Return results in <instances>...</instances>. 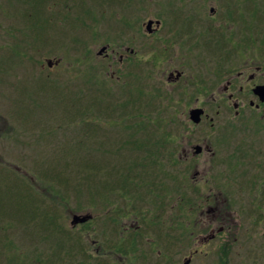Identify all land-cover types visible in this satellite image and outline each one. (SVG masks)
<instances>
[{
	"label": "rangeland",
	"instance_id": "rangeland-1",
	"mask_svg": "<svg viewBox=\"0 0 264 264\" xmlns=\"http://www.w3.org/2000/svg\"><path fill=\"white\" fill-rule=\"evenodd\" d=\"M28 1L31 2L0 0V264L37 261L68 264L76 243H82L85 250L82 257L90 264H167V245L174 240V246L180 248V231L171 230L165 223L169 210L167 193L152 198L150 186L158 185V180L164 184L162 173L180 171L179 167L166 166L165 158L184 131V109L174 103L181 94L167 87L158 97L152 93L142 98L139 104L143 107L145 104L144 108L137 105L139 110L131 106L123 109L121 103L126 102V96L121 90L129 87L130 97H136L133 76L125 79L126 84L117 81L120 71L117 55L109 69L110 60L104 61L96 54L107 47L109 53L117 54L122 44L132 47L133 37L129 33L139 32L149 19L169 18L170 0H76L77 5L73 0H60L59 4L54 0H40L44 9L40 16L49 17L50 8L55 11L49 19L57 17L56 22L48 23L36 17L37 10L30 9ZM184 2L192 3L191 0ZM243 2L249 5L240 8L244 16L238 10ZM232 8L238 28L250 29L252 38L250 44L244 36L237 37V44L244 37L251 45L248 54L237 52V66H240L253 54L264 57V0H237L235 7L231 3ZM208 10L207 7L202 10L203 17L209 16ZM251 11L255 12L253 16L248 15ZM221 14L218 11L216 18L222 17ZM223 15L230 19L228 10ZM71 16L76 20L81 18L82 25H73L74 20L65 23L64 19ZM31 24L38 27L34 33L29 28ZM76 40L79 43L75 44ZM83 52L87 61L82 57ZM47 62L58 65L48 69ZM88 66L93 67L89 71L94 72L97 83L86 87L100 93H104V87L109 89L110 102L118 109L105 115L89 108L92 120L82 123L74 120L72 109V113H66L60 106L66 109L76 103L74 108L83 110L89 98L93 102L94 97L82 93ZM73 70L80 74H70ZM188 70V73L195 72L192 68ZM112 72L115 77L111 80ZM143 84L148 85L147 79L141 78V88ZM104 100L94 102L96 108H106ZM59 116L63 118L58 119ZM142 122L144 130L138 128ZM263 122L239 132L243 135L244 149L264 148ZM132 131L139 135L137 138V134L133 135L131 143H126ZM259 142H262L260 146ZM143 150L146 155L138 153ZM250 150L245 153L250 155ZM148 154L150 158L146 159ZM74 156L77 164L82 158L86 162L75 165ZM140 159L144 160L143 165H138ZM114 164L119 168L118 176L112 174ZM143 166L147 171H143V179H138L141 183L137 182L134 192L122 193L124 198L109 194L107 201H103L97 193L75 191L76 187L85 189L86 178V187L90 188L115 182L117 185L113 188L120 194L125 189L118 188L120 175L126 174L123 172L129 168H136L138 173L141 170L137 169ZM45 170L52 178H41ZM135 177L141 178L136 174ZM62 190L66 196L60 200ZM28 199H39L42 205L31 207L26 202ZM74 215H90L92 220L73 227L70 221ZM237 238L238 246H232L233 250L225 254L221 251L219 258L204 257L203 264H262V249L242 246L247 242L240 235ZM179 248L176 253L182 258ZM77 254L76 249L72 264L82 261ZM87 256H93L91 261Z\"/></svg>",
	"mask_w": 264,
	"mask_h": 264
},
{
	"label": "flooded vegetation",
	"instance_id": "flooded-vegetation-1",
	"mask_svg": "<svg viewBox=\"0 0 264 264\" xmlns=\"http://www.w3.org/2000/svg\"><path fill=\"white\" fill-rule=\"evenodd\" d=\"M236 1L170 0L169 18L157 16L145 21L139 32L129 33L132 47L122 44L121 53H109L107 47L96 54L110 60L109 69L117 55L116 79L126 84L132 75L136 95L158 97L167 87L181 94L174 103L184 109V131L165 158L166 166L180 171L160 175L165 177L169 207L165 223L180 231L182 243L180 248L174 240L168 243L167 264H203L204 257L219 258L238 246V235L247 242L242 246L262 249L264 264V148L244 149L239 133L264 121V102L255 93L264 86V57L253 54L237 66V52L248 54L252 38L250 29L238 28L235 10L230 9ZM247 6L240 3L238 10ZM206 7L207 18L201 14ZM226 10L230 19L223 15ZM238 35L250 44L244 37L237 44ZM56 63L47 64L48 69ZM190 68L195 72L188 73ZM109 77L112 80L115 72ZM141 78L148 82L143 88ZM194 110L202 111L198 123L191 120Z\"/></svg>",
	"mask_w": 264,
	"mask_h": 264
},
{
	"label": "trees",
	"instance_id": "trees-1",
	"mask_svg": "<svg viewBox=\"0 0 264 264\" xmlns=\"http://www.w3.org/2000/svg\"><path fill=\"white\" fill-rule=\"evenodd\" d=\"M48 1H50V0H48ZM75 3H76V5L78 4V2H76V0H73ZM54 2H55V4L56 3H60V0H54ZM28 3H29V1H28ZM50 5H51V7H52V5H53V2H50ZM29 8L30 9H32V10H37L36 11V17L38 16V19H40L41 18V20H43V22L44 23H48V22H50V21H54V22H56V18L57 17H54V18H51V19H49V17H50V15L52 14V13H54L55 11H53L54 9H52V8H50V10H48L47 11V13L49 14V17H44V16H40V13L42 14V13H44V9L40 6V0H37V1H35V0H31V2L29 3ZM53 11V12H52ZM260 11V10H259ZM263 12V11H262ZM251 14H252V16L255 14V12L253 13V11H251ZM263 14V13H262ZM36 17H35V19H36ZM34 19V20H35ZM37 19V20H38ZM264 19V18H263ZM65 20V23H67V24H69L70 22H73V20L75 21L74 23H73V25H75V24H77V25H82V23L80 22L82 19L81 18H78L77 20L76 19H74V16H71V17H69V18H65L64 19ZM76 25V26H77ZM40 26H41V24H40ZM28 27V26H27ZM35 27L36 28H38L35 24L34 25H30L29 26V28H30V30H31V32L32 33H34L33 31L35 30ZM31 28H33V30L31 29ZM78 39V38H77ZM79 40V39H78ZM78 40H76L75 41V44L76 43H79V41ZM82 54V53H81ZM83 55L84 56H82L83 57V59H84V61H87L88 60V57L85 55V53L83 52ZM93 59H91L90 60V62L92 61ZM89 62V61H88ZM90 67L92 68V70H93V67L92 66H88V68H86V71L88 72V74H87V77H83V79H84V81L86 82V85H84L83 83V85L85 86V89H84V92H83V90H82V93L84 94V95H87V96H90V97H94V99L92 100L93 102L92 103H90L91 101V99L92 98H89V100H88V106H86V109L84 108L83 110H78V109H76V108H74L75 107V104L74 105H68L67 107H65L66 109H62V107L60 106V108H61V110H63V112H66V113H72L73 112V114H74V120H76V119H78V121L79 122H82V123H89V121L90 120H92V119H90L89 118V116H90V112H89V108H92L97 114H101V113H105V115H111V114H113V112L115 111V110H117L118 108L117 107H115V104L114 105H112V103L113 102H110L111 100H112V96H111V93L109 92V89H107L106 87H104V93H100L99 91H96V90H94L93 88H91V87H86L87 85L89 86L92 82H94V83H97L96 81H95V79L93 78V74H94V72H90L89 71V69H90ZM77 69V67H75L74 68V70H76ZM70 71L69 73L70 74H74L75 72H77V71ZM75 74H80V73H75ZM82 79V80H83ZM83 81V82H84ZM81 84V85H82ZM80 91H81V89H80ZM91 91H94L95 93H96V95H95V93H93V95H91L92 93H91ZM89 92V93H88ZM121 92H122V94H124L125 96H126V102L125 103H121L122 104V108L123 109H126L125 107L126 106H131L132 108L131 109H138L139 110V106L141 105V104H139V102H140V100H142V98H144V96L143 95H141V96H139V95H136V97H130V92L127 90V89H123V90H121ZM102 94H103V97H102ZM103 99H105L104 100V102L106 103V108H102V106H100V108H96V105H94V102L95 103H99V101H100V103H102L103 102ZM137 105H139V106H137ZM59 106V105H58ZM70 106V107H69ZM142 107H143V104L141 105ZM140 106V107H141ZM146 105L144 104V107H145ZM143 107V108H144ZM101 108L103 109V111L101 110ZM71 109H72V112H71ZM100 110L102 111V112H100ZM77 116H78V118H77ZM65 117H67V115H65ZM103 117V116H102ZM60 118H63L62 116H59L58 117V119H60ZM146 121L148 122V123H150V122H152V120H148V119H146ZM138 128H143V130L145 129V123L144 122H142L141 124H139V126H138ZM141 129H138V130H141ZM135 131H132V134H130V136L128 137L129 138V140H126L125 142L126 143H131V139L133 138V135L135 136L136 134H137V136H136V138L138 137V132L137 133H135ZM107 135V134H106ZM151 137V136H150ZM153 137V136H152ZM141 138V137H140ZM139 138V139H140ZM141 140H145V138H141ZM143 146H145V147H147L148 148V145H143ZM116 147V146H115ZM152 148H154V146L152 147ZM137 150H142V149H137ZM138 153H145V151L143 150V151H139ZM145 155H146V153H145ZM101 156H102V160L104 159V155H102L101 154ZM148 158H150V155L148 154L147 156H146V159H148ZM154 158V157H153ZM89 159H91V158H89ZM73 160H74V163H76V159H75V156L73 157ZM102 160H98V161H102ZM67 161V160H66ZM136 161H138V160H136ZM140 164H138V165H143V161L144 160H141L140 159ZM82 162H86V160H84L83 158L78 162V164H80V163H82ZM77 163L75 164V165H78ZM99 164H101V162L99 163ZM146 164V163H145ZM135 165H137V163L135 164ZM118 166H117V164H114L113 166H112V174H116L117 176H118ZM135 169L136 168H129L128 169V171H127V169L123 172V173H126V174H123V175H120L121 176V178H120V180H119V183H118V188L119 187H125V189L120 193V194H118V193H116L117 191H118V189H114L113 187H114V185H117V183H112L111 185L110 184H103V185H101L100 184V187H93V188H90L89 186H87L86 187V178H84L85 179V189H80L79 187H76L75 188V191H78L77 193H83L82 191H87L88 190V192L90 193V194H92V193H97V195H99L98 197L100 198V199H102L103 201H107V198L109 197L108 195L110 194V195H119V196H121L122 198H124V195H122V193H126V194H129V193H131L132 191L134 192L135 191V188L137 187V182L139 181V183H141V181L140 180H138V179H143V177H144V174H143V171H147L146 170V168L143 166V167H140V168H138L137 170L138 171H140V172H135ZM134 176H133V175ZM135 174L136 175H138L139 177H141V178H138V177H135ZM41 175L43 176V177H41ZM41 175H40V177L41 178H43V179H47V178H52V176H49L48 175V170H45L44 172H42L41 173ZM57 176V175H56ZM59 177V176H58ZM114 180H116L115 178H114ZM157 182H159V184L158 185H151L150 186V189L152 190L153 189V194H152V198H155V196H157L158 194H160V193H162L163 195H164V193H165V191H164V184H162V181L160 180H158ZM121 185V186H120ZM59 186V185H58ZM132 186H133V188H132ZM60 187H62V186H60ZM62 189H64L63 187H62ZM62 192L64 193V194H61V199L60 200H62L65 196H66V194H65V192H64V190H62ZM56 194H57V192H56ZM62 195H64L63 197H62ZM150 195H151V193H150ZM69 196V194L67 195V197ZM92 199L94 200V198L92 197ZM39 199H28L26 202H28V204L30 203V206L32 207V206H34V205H37V206H41L42 205V202H39L38 201ZM129 200H130V198H129ZM35 202H39V204H36ZM35 210H39V208H37V209H35ZM54 212H56V211H54ZM64 234V233H63ZM65 236H66V233H65ZM64 236V237H65ZM72 240V239H71ZM79 241H81V240H79ZM71 245L73 246V244H72V242H71ZM76 249H77V255H79V256H81V258H82V261H80V263L79 264H90V262L88 261V263L86 262V258L84 259L83 257H82V255H84L85 254V250L84 249H82V243H76V248L74 249V246H73V257H72V259L68 262V264H72L73 263V259L75 258V256H76ZM87 257H89L90 258V261H91V259H92V257L93 256H87ZM34 264V263H33ZM35 264H41V262H39V261H37ZM46 264H59L58 262H48V263H46ZM61 264H66V262H62Z\"/></svg>",
	"mask_w": 264,
	"mask_h": 264
},
{
	"label": "water",
	"instance_id": "water-1",
	"mask_svg": "<svg viewBox=\"0 0 264 264\" xmlns=\"http://www.w3.org/2000/svg\"><path fill=\"white\" fill-rule=\"evenodd\" d=\"M150 26V22L148 23L147 27ZM105 50V48H102L98 54L103 53ZM48 66L50 65V62H47ZM256 95L259 97L260 101L264 102V86L260 87L256 90ZM202 114V111L200 110H194L191 113V120L194 123H198L199 122V116ZM89 219H91L90 215H74L70 221V226H76V225H82L87 223V221H89Z\"/></svg>",
	"mask_w": 264,
	"mask_h": 264
}]
</instances>
